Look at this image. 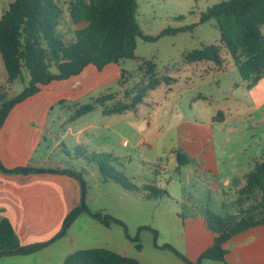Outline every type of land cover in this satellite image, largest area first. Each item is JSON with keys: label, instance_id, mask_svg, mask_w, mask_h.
<instances>
[{"label": "rangeland", "instance_id": "obj_1", "mask_svg": "<svg viewBox=\"0 0 264 264\" xmlns=\"http://www.w3.org/2000/svg\"><path fill=\"white\" fill-rule=\"evenodd\" d=\"M13 1L0 0V18ZM71 1L57 0L66 22ZM223 1L229 0H137L138 23L145 35L157 40L139 38L135 58L113 68L117 77L110 73L105 86L80 100L57 102L51 111V133L45 134L35 159L45 167L56 165L80 174L85 206L122 221L131 238L140 233L142 245L138 250L119 226L107 230L98 224L90 229V215L83 212L63 228L66 236L74 239L64 252L105 248L143 264H186L156 245L170 244L185 255L186 231L192 220L205 218L207 209L219 216L241 209L238 199L245 177L264 159V107H257L249 82L242 79L222 44L216 21L200 23L202 13ZM205 45L222 47V66L213 61H186L188 52ZM148 62L156 66L160 85L149 91L136 109L105 115L97 106L74 119L80 106L93 103L97 96L113 94L110 107L130 101L127 91L150 80ZM167 77L175 81L168 82ZM29 82L30 75L23 69L22 76L9 84L0 53V87L5 86L6 99L18 96ZM194 121L204 126V136L214 142L210 149L214 172L202 170L183 151L182 133L187 122ZM178 154L189 162L180 164ZM101 166L110 176L125 178L128 185L106 177ZM150 188L161 191L155 197ZM254 202L251 199L242 208ZM262 211L258 217H264V208ZM145 226L152 231L139 232ZM153 230L158 232L156 242Z\"/></svg>", "mask_w": 264, "mask_h": 264}, {"label": "trees", "instance_id": "obj_2", "mask_svg": "<svg viewBox=\"0 0 264 264\" xmlns=\"http://www.w3.org/2000/svg\"><path fill=\"white\" fill-rule=\"evenodd\" d=\"M137 0H73L68 6L69 22L65 11L57 0H14L0 18V53L8 74L9 84L22 76L23 69L30 75L29 85L15 98L6 99L5 86L0 87V128L15 105L38 93L41 87L53 81L67 80L80 75L85 68L92 65L102 70L109 64H119L123 60L135 58L137 40L156 41V37L143 33L138 20ZM215 20L221 33V41L235 62L242 79L249 82L251 90L264 78V0H229L207 9L200 16V23ZM67 25V26H66ZM167 33L166 31L163 34ZM188 63L213 61L222 66V47L205 45L188 52ZM53 69L56 72H53ZM156 66L148 62V84L137 86L127 91L130 101L119 102L110 107L113 94L101 95L91 104L81 106L74 119L87 115L97 106L102 107L105 115L121 114L136 109L144 102L149 91L160 85L156 78ZM173 82V78H165ZM180 164L189 159L178 154ZM0 169L7 172L0 162ZM106 177L127 186L125 178L107 174L106 167H100ZM30 168H19L14 173H31ZM10 172V171H9ZM81 178L80 174L68 171ZM245 186L240 190L239 206L236 214L219 216L206 210L205 221L215 234L212 247L203 252L196 262L190 261L172 245H155L163 250H170L186 264H201L204 260L224 261L226 250L224 244L233 236L252 227L264 225V159L256 162L253 170L245 177ZM152 196L161 190L150 188ZM164 193V191H163ZM254 199L253 204L243 207ZM86 212L99 224L111 228L122 227L126 237L142 250L139 234L135 238L128 235L126 225L117 218L102 212H92L86 206L73 211L71 218ZM70 224V223H69ZM67 225L69 227L70 225ZM66 226H64L65 228ZM151 230L141 227L139 232ZM152 231V230H151ZM155 242L158 232L154 231ZM45 244L23 246L7 219L0 220V258L12 255H29L48 246ZM63 264H143L137 259L127 257L105 248H91L75 251L68 255Z\"/></svg>", "mask_w": 264, "mask_h": 264}, {"label": "crops", "instance_id": "obj_3", "mask_svg": "<svg viewBox=\"0 0 264 264\" xmlns=\"http://www.w3.org/2000/svg\"><path fill=\"white\" fill-rule=\"evenodd\" d=\"M116 66L109 64L98 70L90 65L78 76L53 81L15 105L7 116L0 128V162L7 171L0 169V220L10 221L23 246L51 243L29 255L1 257L0 264H63L65 258L73 253L63 250L65 245L74 241L71 236H66L63 228L73 211L81 206L82 186L77 177L68 173L72 170L56 165L45 167L35 157L45 134L51 133L48 130L49 119L57 102L77 101L105 86L110 73L115 72L114 78L118 76V71L113 69ZM251 94L257 107H264V78L251 89ZM187 123L182 133L183 151L202 170L214 172L210 163L213 140L204 136L207 130L201 123ZM19 168L36 171L27 174L12 172ZM90 219L89 228L96 229L99 223ZM99 226L107 230L116 227ZM58 234L60 237L55 238ZM186 237L188 251L185 256L192 262H196L215 241V234L202 217L190 222ZM224 249V261L204 260L201 264H264V225L233 236L224 244Z\"/></svg>", "mask_w": 264, "mask_h": 264}, {"label": "water", "instance_id": "obj_4", "mask_svg": "<svg viewBox=\"0 0 264 264\" xmlns=\"http://www.w3.org/2000/svg\"><path fill=\"white\" fill-rule=\"evenodd\" d=\"M209 174H206V178H209L208 176ZM210 178H213V176H211ZM85 208V201H84V190H83V198H82V205H81V210H84ZM74 219V217L72 218V220Z\"/></svg>", "mask_w": 264, "mask_h": 264}]
</instances>
